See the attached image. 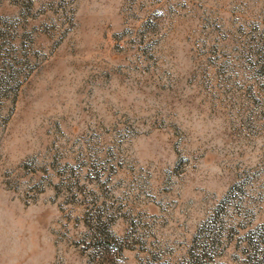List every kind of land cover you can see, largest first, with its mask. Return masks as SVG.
Here are the masks:
<instances>
[{
    "label": "rangeland",
    "instance_id": "rangeland-1",
    "mask_svg": "<svg viewBox=\"0 0 264 264\" xmlns=\"http://www.w3.org/2000/svg\"><path fill=\"white\" fill-rule=\"evenodd\" d=\"M0 264H264V0H0Z\"/></svg>",
    "mask_w": 264,
    "mask_h": 264
}]
</instances>
